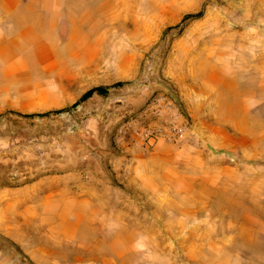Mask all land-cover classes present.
Wrapping results in <instances>:
<instances>
[{"label":"rangeland","instance_id":"1","mask_svg":"<svg viewBox=\"0 0 264 264\" xmlns=\"http://www.w3.org/2000/svg\"><path fill=\"white\" fill-rule=\"evenodd\" d=\"M227 1L63 0L58 54L86 60L91 83L60 108L0 115V179L18 187L57 173L71 141L182 121L192 133L173 144L214 158L185 199L108 195L123 208L114 228H81L70 242L23 229L26 243L4 244L25 264H264V95L253 93L258 72L245 65L243 22ZM162 87L171 111L151 106Z\"/></svg>","mask_w":264,"mask_h":264},{"label":"crops","instance_id":"2","mask_svg":"<svg viewBox=\"0 0 264 264\" xmlns=\"http://www.w3.org/2000/svg\"><path fill=\"white\" fill-rule=\"evenodd\" d=\"M62 4L63 0H0V115L12 108L24 113L60 108L84 92L82 85L91 83L86 60L73 49L70 59L58 54ZM227 5L233 8V21L238 15L243 22L245 65L258 72L259 93H253L264 95V0H228ZM236 33L234 28L233 35ZM162 89L164 103L172 106L174 96L166 87ZM157 114L161 111H154ZM150 130L121 128L113 140L71 141L59 158L57 173L36 176L18 187L1 182L0 237L4 240L0 239V264H25L4 243H26V228L34 227L36 233L38 228L36 236H42V229L47 228L50 230L44 235L51 237V242H70L81 228L116 226L115 213H122L123 208L108 202L110 194L165 202L192 195L194 180L210 174L207 167L214 154L160 138H151L144 145L141 136ZM205 139L212 149L220 148L212 133L207 132ZM100 211L102 215L95 214Z\"/></svg>","mask_w":264,"mask_h":264},{"label":"built area","instance_id":"3","mask_svg":"<svg viewBox=\"0 0 264 264\" xmlns=\"http://www.w3.org/2000/svg\"><path fill=\"white\" fill-rule=\"evenodd\" d=\"M152 105L156 107L161 106L165 111H171L173 109L171 105L164 103V99L162 97L154 99L152 101ZM189 132L192 133L191 125H189L187 121H182L180 124L171 125L167 129L159 128L147 131L142 135V139L144 141V145L147 144L151 138H160L171 143H176L185 137ZM198 142L200 145L203 144V141L199 140V138Z\"/></svg>","mask_w":264,"mask_h":264},{"label":"bare ground","instance_id":"4","mask_svg":"<svg viewBox=\"0 0 264 264\" xmlns=\"http://www.w3.org/2000/svg\"><path fill=\"white\" fill-rule=\"evenodd\" d=\"M30 37H31V36H30ZM4 173H5V172H4ZM1 175H2V174H1ZM4 175H5V174H4ZM65 176H66V175H65ZM62 177H63V176H62ZM63 178H64V177H63ZM55 179H56V178H55ZM65 179H66V178H65ZM50 180H51V179H50ZM60 180H61V179H60ZM4 181H5V178H4V177H3L2 179H0V182L3 183ZM47 182H48V181H47ZM58 182H59V181H58ZM69 183H70V182H69ZM44 184H45V183H44ZM48 185H49V184H48ZM52 185H54V184H52ZM57 185H59V184H57ZM68 185H69V184H68ZM36 187H37V186H36ZM36 187H35V188H36ZM47 187H48V186H47ZM19 188H20V187H19ZM33 188H34V187H33ZM37 189H38V188H37ZM41 189H42V187H41ZM44 189H45V188H44ZM54 189H55V188H54ZM39 190H40V189H39ZM50 190H51V189H50ZM64 190H65V189H64ZM68 190H70V189H68ZM96 209H97V208H96ZM95 211H96V210H95ZM100 212H101V211H100ZM89 213H90V211H89ZM97 213H98V212H97ZM116 213H117V212H116ZM98 214H99V213H98ZM87 215H88V214H87ZM94 216H95V215H94ZM85 217H86V216H85ZM85 217H84V218H85ZM110 217H111V215H110ZM96 218H97V216H96ZM42 219H43V218H42ZM73 219H74V218H73ZM99 219H100V218H99ZM57 220H58V219H57ZM90 220H91V219H90ZM95 220H96V219H95ZM95 220H94V221H95ZM73 221H74V220H73ZM87 221H88V220H87ZM92 221H93V220H92ZM99 221H100V220H99ZM99 221H98V222H99ZM55 222H56V221H55ZM66 222H67V221H66ZM100 222H101V221H100ZM44 223H45V222H44ZM88 223H89V222H88ZM93 223H95V222H92L91 225H92ZM113 224H114V223H113ZM50 225H51V224H50ZM50 225H49V226H50ZM109 225H110V224H109ZM101 226H102V225H101ZM114 226H115V225H114ZM109 227H110V226H109ZM115 227H116V226H115ZM97 228H98V227H97ZM104 228H106V227H104ZM113 228H114V227H113ZM92 229H93V228H92ZM108 229H109V228H108ZM99 230H100V229H99ZM77 232H78V231H77ZM106 233H107V232H106ZM48 235H49V234H48ZM94 236H95V234H94ZM94 236H93V237H94ZM53 237H54V236H53ZM63 237H64V236H63ZM93 237H91V238H93ZM50 238H51V237H50ZM91 238H90V239H91ZM66 240H67V239H66ZM68 240H69V239H68ZM74 240H75V239H74ZM60 241H61V240H60ZM70 241H71V240H70ZM94 241H95V240H94ZM60 244H61V243H60ZM56 245H57V244H56ZM57 246H58V245H57ZM73 246H74V245H73ZM62 248H63V247H62ZM72 252H73V251H72ZM70 254H71V253H70ZM75 256H76V255H75ZM90 259H91V258H90ZM80 260H81V259H80ZM87 260H88V258H87ZM81 261H82V260H81ZM85 262H86V261H85ZM82 263H83V262H82ZM80 264H81V263H80Z\"/></svg>","mask_w":264,"mask_h":264},{"label":"trees","instance_id":"5","mask_svg":"<svg viewBox=\"0 0 264 264\" xmlns=\"http://www.w3.org/2000/svg\"><path fill=\"white\" fill-rule=\"evenodd\" d=\"M101 90H103V87H98V88L87 91L86 93L82 95V97L80 98V101H83L86 98H88L94 91H101Z\"/></svg>","mask_w":264,"mask_h":264}]
</instances>
